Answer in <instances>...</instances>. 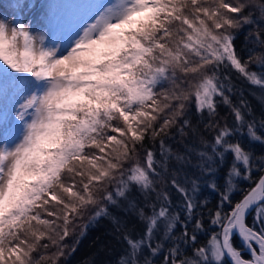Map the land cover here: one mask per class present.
Instances as JSON below:
<instances>
[{
  "label": "snow or ice",
  "instance_id": "snow-or-ice-1",
  "mask_svg": "<svg viewBox=\"0 0 264 264\" xmlns=\"http://www.w3.org/2000/svg\"><path fill=\"white\" fill-rule=\"evenodd\" d=\"M90 233L264 264V0H0V264Z\"/></svg>",
  "mask_w": 264,
  "mask_h": 264
},
{
  "label": "trees",
  "instance_id": "trees-1",
  "mask_svg": "<svg viewBox=\"0 0 264 264\" xmlns=\"http://www.w3.org/2000/svg\"><path fill=\"white\" fill-rule=\"evenodd\" d=\"M93 238L94 234L90 233L89 236L81 241L76 252L68 258L69 264H84L94 253H96V259L100 264H115L118 249L109 253L98 252L96 246L92 242Z\"/></svg>",
  "mask_w": 264,
  "mask_h": 264
}]
</instances>
